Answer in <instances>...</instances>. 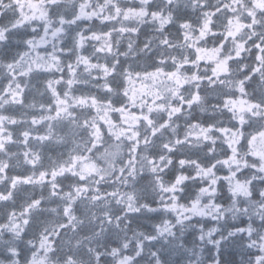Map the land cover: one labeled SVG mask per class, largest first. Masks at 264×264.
<instances>
[{
    "label": "snow or ice",
    "instance_id": "1",
    "mask_svg": "<svg viewBox=\"0 0 264 264\" xmlns=\"http://www.w3.org/2000/svg\"><path fill=\"white\" fill-rule=\"evenodd\" d=\"M0 264H264V0H0Z\"/></svg>",
    "mask_w": 264,
    "mask_h": 264
}]
</instances>
